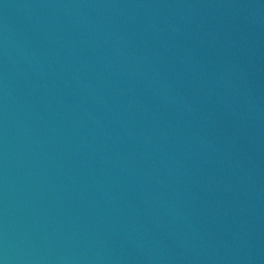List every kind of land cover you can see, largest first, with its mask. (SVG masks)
I'll return each mask as SVG.
<instances>
[{
  "label": "water",
  "instance_id": "obj_1",
  "mask_svg": "<svg viewBox=\"0 0 264 264\" xmlns=\"http://www.w3.org/2000/svg\"><path fill=\"white\" fill-rule=\"evenodd\" d=\"M0 264H264V0H0Z\"/></svg>",
  "mask_w": 264,
  "mask_h": 264
}]
</instances>
